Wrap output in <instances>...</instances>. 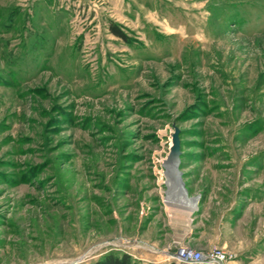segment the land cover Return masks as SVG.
<instances>
[{
	"label": "rangeland",
	"instance_id": "1",
	"mask_svg": "<svg viewBox=\"0 0 264 264\" xmlns=\"http://www.w3.org/2000/svg\"><path fill=\"white\" fill-rule=\"evenodd\" d=\"M179 248L264 264V0H0V264Z\"/></svg>",
	"mask_w": 264,
	"mask_h": 264
},
{
	"label": "built area",
	"instance_id": "2",
	"mask_svg": "<svg viewBox=\"0 0 264 264\" xmlns=\"http://www.w3.org/2000/svg\"><path fill=\"white\" fill-rule=\"evenodd\" d=\"M227 258L225 251L221 248H211L206 252L189 248H179L170 257L177 264H226Z\"/></svg>",
	"mask_w": 264,
	"mask_h": 264
},
{
	"label": "water",
	"instance_id": "3",
	"mask_svg": "<svg viewBox=\"0 0 264 264\" xmlns=\"http://www.w3.org/2000/svg\"><path fill=\"white\" fill-rule=\"evenodd\" d=\"M173 133L171 134L170 150L166 157L163 168L165 170L164 175L168 177L169 181L176 183L178 189L182 191L181 174L178 171L180 164V141H179V129L173 127Z\"/></svg>",
	"mask_w": 264,
	"mask_h": 264
},
{
	"label": "trees",
	"instance_id": "4",
	"mask_svg": "<svg viewBox=\"0 0 264 264\" xmlns=\"http://www.w3.org/2000/svg\"><path fill=\"white\" fill-rule=\"evenodd\" d=\"M114 33L118 37L122 36L121 33L117 32L116 30H114ZM94 264H134V262L131 261L129 256H117L113 253L102 257Z\"/></svg>",
	"mask_w": 264,
	"mask_h": 264
},
{
	"label": "bare ground",
	"instance_id": "5",
	"mask_svg": "<svg viewBox=\"0 0 264 264\" xmlns=\"http://www.w3.org/2000/svg\"><path fill=\"white\" fill-rule=\"evenodd\" d=\"M192 209L194 210V206H188L187 209L185 210V211H187L186 212L187 217L192 214V212H193Z\"/></svg>",
	"mask_w": 264,
	"mask_h": 264
}]
</instances>
